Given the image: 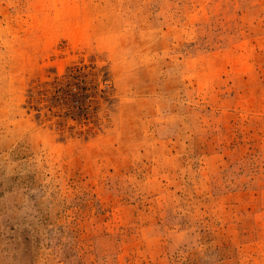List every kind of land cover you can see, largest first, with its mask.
Masks as SVG:
<instances>
[{"label": "rangeland", "instance_id": "rangeland-1", "mask_svg": "<svg viewBox=\"0 0 264 264\" xmlns=\"http://www.w3.org/2000/svg\"><path fill=\"white\" fill-rule=\"evenodd\" d=\"M0 264H264V0H0Z\"/></svg>", "mask_w": 264, "mask_h": 264}]
</instances>
